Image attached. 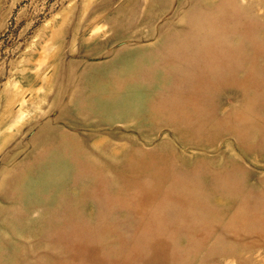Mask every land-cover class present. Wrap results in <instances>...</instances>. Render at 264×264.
<instances>
[{
  "label": "rangeland",
  "instance_id": "1",
  "mask_svg": "<svg viewBox=\"0 0 264 264\" xmlns=\"http://www.w3.org/2000/svg\"><path fill=\"white\" fill-rule=\"evenodd\" d=\"M0 264H264V0H0Z\"/></svg>",
  "mask_w": 264,
  "mask_h": 264
},
{
  "label": "bare ground",
  "instance_id": "2",
  "mask_svg": "<svg viewBox=\"0 0 264 264\" xmlns=\"http://www.w3.org/2000/svg\"><path fill=\"white\" fill-rule=\"evenodd\" d=\"M189 70H190V69H189ZM146 76H147V74H146ZM132 77H133V76H132ZM140 77H142V76H140ZM150 77H152V76H150ZM149 80H150V79H149ZM151 80H153V78H152ZM128 81H129V80H128ZM177 83H178V82H177ZM177 83H176V84H177ZM116 86H117V85H116ZM116 86H115V87H116ZM183 88H184V86H183ZM171 89H172V88H171ZM190 91H191V90H190ZM174 92H175V91H174ZM170 94H171V93H170ZM163 95H164V93H163ZM181 95H182V94H181ZM183 95H184V94H183ZM161 96H162V94H161ZM171 96H172V95H171ZM187 96H188V94H187ZM158 97H159V96H158ZM168 97H170V95H169ZM189 97H190V95H189ZM166 98H167V97H166ZM177 98H178V97H177ZM177 98H176V99H177ZM179 98H181V97H179ZM161 99H162V98H161ZM171 99H172V98H171ZM164 100H165V99H164ZM172 100H173V99H172ZM181 100H182V99H181ZM184 100H185V99H184ZM155 101H156V100H155ZM162 101H163V99H162ZM177 101L179 102L180 100L177 99L176 102H177ZM156 103H157V101H156ZM160 104H161V103H160ZM164 104H165V103H164ZM168 104H169V103H168ZM176 104H177V103H176ZM184 104H185V103H184ZM186 104L189 105L188 102H187ZM158 105H159V104H158ZM177 105H178V104H177ZM179 105H180V104H179ZM167 106H168V105H167ZM178 107H179V106H178ZM165 108H166V107H165ZM167 108H168V107H167ZM167 108H166V109H167ZM181 108H182V107H181ZM157 109H158V108H157ZM173 109H174V108H173ZM175 109H176V108H175ZM169 110H170V109H169ZM163 111H164V110H163ZM166 111H167V110H166ZM170 111H171V110H170ZM177 111H178V109H177ZM168 112H169V111H168ZM162 114H163V113H162ZM168 114H169V113H168ZM171 114H172V113H171ZM178 114H179V113H178ZM164 115H165V114H164ZM176 115H177V114H176ZM172 116H173V115H172ZM171 118H172V117H171ZM175 118H176V116H175ZM182 118H183V117H182ZM179 120H180V119H179Z\"/></svg>",
  "mask_w": 264,
  "mask_h": 264
}]
</instances>
